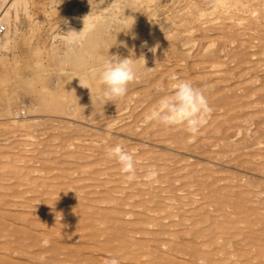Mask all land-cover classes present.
I'll return each instance as SVG.
<instances>
[{"label":"bare ground","instance_id":"1","mask_svg":"<svg viewBox=\"0 0 264 264\" xmlns=\"http://www.w3.org/2000/svg\"><path fill=\"white\" fill-rule=\"evenodd\" d=\"M244 2L181 0L160 21L146 10L144 21L119 15L118 5L82 8L55 75L35 76L28 93L35 112L61 125L41 131L29 164L16 163L22 150L15 163L0 156V264H264V0L247 27L237 13ZM115 56L132 58L138 78L99 112L98 71ZM172 74L204 89L213 109L194 136L145 119L171 95ZM122 101L126 115L112 116ZM12 124L0 130L19 135ZM116 145L135 154L134 182L107 155ZM149 167L154 182L144 180Z\"/></svg>","mask_w":264,"mask_h":264},{"label":"rangeland","instance_id":"2","mask_svg":"<svg viewBox=\"0 0 264 264\" xmlns=\"http://www.w3.org/2000/svg\"><path fill=\"white\" fill-rule=\"evenodd\" d=\"M9 1H10V3H9ZM9 1L8 0H0V10L1 11L3 10L2 14H4V16H5V17H3V20H2L3 22H1V23L4 24L6 26V28L8 27V33H6V34L4 33L5 35L0 37V118L3 117L6 120L5 121L3 118L0 119V128L1 129L7 128L9 125H13L12 122H14L16 128L18 127L19 135L18 134L6 135L7 133H3V131L0 130V141H1L0 146L2 147V148L0 147V154H1L0 156H4L5 158L1 157V159H4L6 162H10L12 160V162L15 163V160H17L15 158H18L17 155L21 156L20 152L23 151V153H24L23 155H25V158L22 160V156H21L22 161L19 158L16 162V163L21 164V165H27L33 161V160L29 161L28 157L31 156L30 158H32V154H30V150L34 147L37 140L42 139L43 135L41 137H39L41 135V131L43 132L49 128H50L49 130H51L55 125H58V123H59V125H61L60 119L54 117L55 114H53L51 112H43V113L35 112L33 107L35 108L36 106H34V101L31 99V96L28 93H30V87H31L30 85H32V84L34 85V82H35L34 81L32 83L31 79L35 78V76L37 79H44L45 78L46 80H49V82H50L51 81L50 78L55 75L54 69L57 67L56 56L59 54V51L60 52L62 51L61 46L64 44L63 42L68 41V39L64 40L63 37L65 35L64 38L66 39L70 36V34L67 33V32H69L68 31L69 27H71V28L74 27V29L79 28L80 24H79V22H77V20L79 19L80 15H82L84 13L82 11V8H83V10L89 11V13L93 12L94 14H96V13L99 14L102 11V12H107V14H108L111 12V10H115L117 5H118L117 13L119 15L122 12L125 14H133L134 13L133 15H135L138 19H142L140 21H144L143 19L147 17L146 16L147 12L148 13L156 12V19L155 20L159 19L157 21H160L161 18H163L164 16L170 15V11L172 8H173V11L177 10L183 4V3L182 4L180 3L181 0L180 1L179 0H159V1L158 0L157 1L156 0H59V1L58 0H22V1L21 0H14L15 3L13 2V0H9ZM125 1H127V2H125ZM260 1L261 0H245V2H244L245 4L243 3V8L241 9L239 7L240 10L237 13H238V17H240L241 20L243 21V24H242L243 27L248 26V24H246V20L248 23V19H250V17L254 18V17L259 16V8L261 7V5L263 3V2L261 3ZM19 2H20V5H19ZM153 2H154V4H153ZM176 2H178V3H176ZM6 3H8V4H6ZM158 4H160V5H158ZM163 4H165V5H163ZM253 4L254 5L257 4V5L254 6ZM89 5L92 8H89ZM25 6H26V8H25ZM78 6H80V7H78ZM145 8H147V9H145ZM149 8H151L150 9L151 11L149 10ZM5 10H6V13H5ZM44 10H46V11H44ZM79 10L82 12H80ZM254 10L256 12H254ZM241 11H242V13H241ZM159 14H161V15L159 16ZM157 15H158V17H157ZM71 18L76 19V21H73ZM71 20H72V24L70 22ZM73 22H74V24H73ZM75 22L78 23V25ZM65 25H67L68 27L67 26L65 27ZM65 32L67 33V35ZM37 35H39L40 37L38 38ZM46 35H47V37H46ZM53 35H55V38H53ZM51 36H52V38H51ZM59 37H60V40H59ZM41 38H43V39L48 38V39H47V41H45L46 42L45 43L42 41L43 39H41ZM37 47L39 48V50L35 53V50ZM40 48H42V49H40ZM44 50H48V51H44ZM41 51L43 54L41 53ZM52 52H54V53H52ZM50 53L52 56L48 55ZM40 54H42V55H40ZM50 57H51V59H50ZM28 58L30 61L28 60ZM45 60L47 62H45ZM36 62H38L39 64ZM36 64H38V66ZM25 65H27V66H25ZM52 65H55V66H52ZM47 67H49V68L46 69ZM26 68H28V70ZM30 69L34 70V71L33 72L29 71ZM36 70H38V71H36ZM51 70H52V72H51ZM37 72H39V73H37ZM51 73H53V74H51ZM24 87H25V89H24ZM10 100H12V101H10ZM107 103L102 104L99 112H105L108 110L107 107H109L111 105V103L110 102H107ZM125 103H126V105H125ZM29 104L31 105V107ZM124 105H125V107H124ZM127 106H128V103L123 102V101L118 106H113L112 110L116 109V111L113 112L111 115L115 116V117L126 115L125 112L128 110ZM22 108H25V109H22ZM28 108L30 110V112H29L30 114L28 113V111H29V110H27ZM103 109H104V111H103ZM117 109L119 111H117ZM31 110H33V111L31 112ZM21 111H23L25 113V115L18 116L17 114L20 113ZM79 113H77L78 116L74 115V117L75 118L80 117V116L82 117L83 114H85L86 112L81 114V115H79ZM97 114H99V113L97 112ZM39 116H41V117H39ZM88 116H90V115H88ZM42 117H43V119H42ZM38 118H41V119H38ZM76 119H78V118H76ZM10 121H12V122L10 123ZM54 122H56V123H54ZM1 123H3V124H1ZM119 124L120 123H118L117 125H119ZM1 125H2V127H1ZM78 125L80 126V124H78ZM22 127H25V128H22ZM55 128H57V127H55ZM77 130L79 132L82 130L81 135L83 134L81 137H78V138H82V137L85 138V134L87 133L88 129L87 130L83 129V126H80V127H77ZM85 130H86V132H85ZM94 131H98V133L100 132L99 130L93 129V132ZM25 135H27V136H25ZM2 136H4V139ZM29 137L30 138L33 137V138L31 140H29ZM247 137H248V135H247ZM247 140H248V138H247ZM22 141H24V142H22ZM250 141L251 142L253 141V136L250 137ZM250 141L248 140L249 143H250ZM31 143H32V145H30ZM27 145H29V146H27ZM4 146H5V148H4ZM20 150H22V151H20ZM9 151H11V152H9ZM8 154H11V155L9 156ZM29 154H30V156H29ZM35 165H37V162H33V165H31V166L33 167Z\"/></svg>","mask_w":264,"mask_h":264},{"label":"clouds","instance_id":"3","mask_svg":"<svg viewBox=\"0 0 264 264\" xmlns=\"http://www.w3.org/2000/svg\"><path fill=\"white\" fill-rule=\"evenodd\" d=\"M67 33L76 32L69 31ZM68 42L73 43L74 39H69ZM155 50V48L150 49L153 53ZM115 57L114 60L105 61L98 71L99 83L103 85V98L106 102L125 97L128 85L138 78L132 58ZM169 80L173 81L171 95L163 96L145 119L149 122H159L165 127L183 126L187 133L194 136L207 124L213 111L205 90L190 81L178 78L175 74L169 76ZM83 87L88 88L86 85ZM17 115L23 116L25 113L21 111ZM107 155L116 159L126 181L134 182L136 180L138 161L135 159L134 152L125 151L120 145H116L107 149ZM158 175L155 167H149L144 180L154 182ZM104 264H120V261L112 257L106 259Z\"/></svg>","mask_w":264,"mask_h":264},{"label":"built area","instance_id":"4","mask_svg":"<svg viewBox=\"0 0 264 264\" xmlns=\"http://www.w3.org/2000/svg\"><path fill=\"white\" fill-rule=\"evenodd\" d=\"M6 31V27L5 25H3L1 22H0V36H2Z\"/></svg>","mask_w":264,"mask_h":264}]
</instances>
